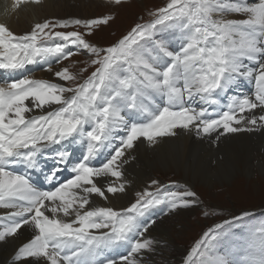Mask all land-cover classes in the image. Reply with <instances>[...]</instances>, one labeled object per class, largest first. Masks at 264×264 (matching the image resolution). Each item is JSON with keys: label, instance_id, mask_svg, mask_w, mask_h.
<instances>
[{"label": "snow or ice", "instance_id": "snow-or-ice-1", "mask_svg": "<svg viewBox=\"0 0 264 264\" xmlns=\"http://www.w3.org/2000/svg\"><path fill=\"white\" fill-rule=\"evenodd\" d=\"M42 2L19 0L14 10ZM147 15L107 45L89 37L115 14L45 19L23 35L0 22V70L44 62L54 77L0 82V242L31 232L13 264H155L153 210L167 215L200 201L175 181L133 188L126 168L139 143L182 135L217 143L264 129V0H167ZM69 27L83 31L56 30ZM162 28L179 33L178 48ZM78 53L87 57L82 67L53 71L50 59ZM242 84L251 87L236 91ZM250 215L209 228L183 264H237L218 245ZM258 235L239 264H264V226ZM118 247L126 252L114 258Z\"/></svg>", "mask_w": 264, "mask_h": 264}, {"label": "bare ground", "instance_id": "bare-ground-1", "mask_svg": "<svg viewBox=\"0 0 264 264\" xmlns=\"http://www.w3.org/2000/svg\"><path fill=\"white\" fill-rule=\"evenodd\" d=\"M105 2L104 0H43L41 5L28 4L20 8L19 11H15V5L19 3V0H0V22L7 23L17 35H23L29 32L35 23H40L47 18L91 17L92 15L89 13L94 12L97 6H101ZM129 5L123 8L124 14H121L123 17L119 20L115 19L113 23L120 24L123 18L128 16ZM105 31L106 29H103L101 32ZM53 62L54 59H50L51 66ZM40 63L42 64L38 66ZM40 63L34 65L39 69V74L33 77L54 79L53 73L47 71V64ZM59 67L61 65L52 69L55 70ZM2 74L8 79L12 75L9 72ZM76 153H79V150ZM133 155L135 160L127 166L126 174L133 181L135 189L146 185L156 171L168 175L177 173L183 182L189 185L201 184L207 190L232 182H249L253 186L256 184V180L250 179L251 176L258 174V179H261L264 175V129L230 134L221 138L217 143H210L206 139H198L191 135L167 139L155 146L149 145L145 141L139 143V147ZM129 195H131V190ZM127 199L116 201V203H127ZM184 229V227L179 230L174 227L170 229L162 223V219L157 221L151 230V234L161 241V246L152 257L155 264H162L164 258L172 261L175 250L173 248H181L175 239L182 236ZM30 235V230H23L18 237L0 242V264H13L14 250L30 238ZM181 249L184 250V248ZM161 252L162 254H160ZM113 257L116 258L115 255Z\"/></svg>", "mask_w": 264, "mask_h": 264}, {"label": "rangeland", "instance_id": "rangeland-1", "mask_svg": "<svg viewBox=\"0 0 264 264\" xmlns=\"http://www.w3.org/2000/svg\"><path fill=\"white\" fill-rule=\"evenodd\" d=\"M104 1L106 2L103 3L101 6H97L94 12L89 13L88 11V13L92 15V18L102 14H115V19L118 18L117 20H119L123 17V15H121L122 13L124 14L123 8L129 5L130 3L131 4L128 6L129 8H127L129 9L128 16L126 18H123L120 24L113 23L114 21H112L108 27L102 28L94 36L89 37L90 39L103 45H107L115 41L123 34H126L127 31H129L131 27H133L136 23L142 22L140 19L141 17H143L144 20H148L149 17L147 15V9L154 10L156 7L164 6L167 3V0H122L121 4L116 5L113 3V0ZM78 18L88 19L83 17ZM47 19L62 18L54 17ZM103 29H106V31L102 33L101 31ZM56 30L83 31L82 28L76 27H69L67 29L57 28ZM85 59H87V57L84 53H78L73 55L70 60L62 61L58 65L67 66L69 63L75 61L77 62V67H82L83 61ZM89 71H91V69ZM262 178H264V175ZM262 178L258 179V174H253L250 178L252 180H256V184L253 186H251L249 182H232L225 184L221 187L216 186L207 190L201 184L189 185L183 182L181 176L177 173H169L168 175L164 174L163 172L161 173V171H156L153 174L152 179H158L166 185L170 184L173 181L181 185L187 184L191 187L192 190L197 193L200 201V203L192 209L180 211L178 210L175 213H169V215L162 214L161 217H157V221H160L162 219V223L170 229L173 227L177 228V230H179V228L181 229L182 227L185 228L182 232L181 237H175L178 246L184 248V250L181 248L174 247V256L172 258V261H174L170 262L169 259L164 258L162 260V264H183V261L186 259L191 248L195 246V243L202 237L205 231H207L211 227H214L215 224L221 223L223 220L231 219L233 216H240L242 212L247 211L251 213V215L244 218L242 221H237L231 226L227 227V229L224 231L221 242L218 245V248L227 249L232 254H235L232 255L231 258L236 261L237 264H239V262L243 259V257L239 254L241 252L240 249H245L247 244L250 242L259 243V227L264 226V179ZM143 186H141L140 188H142ZM171 190L181 191L182 189L172 188ZM161 208H163V206ZM156 213L158 212H155V214ZM205 213L208 214L205 215ZM249 217L252 218L249 219ZM239 250L240 252H238ZM160 254H162V252Z\"/></svg>", "mask_w": 264, "mask_h": 264}]
</instances>
